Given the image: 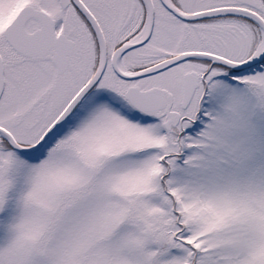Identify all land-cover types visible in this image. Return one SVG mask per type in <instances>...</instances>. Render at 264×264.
I'll use <instances>...</instances> for the list:
<instances>
[{
    "label": "snow or ice",
    "instance_id": "6c2138e0",
    "mask_svg": "<svg viewBox=\"0 0 264 264\" xmlns=\"http://www.w3.org/2000/svg\"><path fill=\"white\" fill-rule=\"evenodd\" d=\"M0 264H264V0H0Z\"/></svg>",
    "mask_w": 264,
    "mask_h": 264
}]
</instances>
